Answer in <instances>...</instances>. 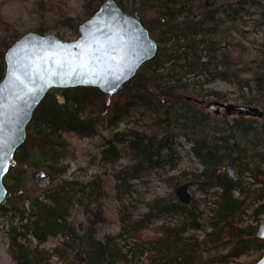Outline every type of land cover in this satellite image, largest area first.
Masks as SVG:
<instances>
[{"label":"trees","instance_id":"obj_1","mask_svg":"<svg viewBox=\"0 0 264 264\" xmlns=\"http://www.w3.org/2000/svg\"><path fill=\"white\" fill-rule=\"evenodd\" d=\"M104 1L83 0L81 18L60 11L56 22L77 31ZM115 1L124 12L139 17L158 44L157 52L115 96L95 88L56 89L49 91L35 109L26 127L25 142L14 153L3 178L10 196L8 208L1 206L0 211L8 209L17 216L16 224L10 221L7 231L12 261L130 264L129 253L137 248L138 256L145 259L140 264H200L201 254L228 247L215 263L230 264L249 252H264V242L255 237L263 208L254 209V225L247 223L243 219L247 210L244 201L234 195L241 192L239 183L222 172L226 165L240 167L246 163L264 179V119L257 125L238 110L236 119L228 121L222 115L214 123L203 112L210 104L226 101L224 94L205 89L220 80L235 88L236 107L258 108L264 115V46L233 43L228 32L234 30L226 27L249 9L260 11L264 20V0ZM4 32L0 39V81L5 72L4 54L19 38L14 28L7 27ZM35 32L44 35L48 28L41 25ZM204 97L215 100L208 102ZM121 123L134 128L113 134L102 151V161L113 169L120 232L98 239L95 226L103 222L102 182L100 178L88 183L61 179L71 155L63 136L91 138L100 127L115 128ZM142 124L146 130L137 129ZM178 137L192 144L191 153L202 167L193 183L205 193L214 191V207L202 219L195 200L189 206L154 201L151 211L167 218L175 216L176 222L164 220L154 235L142 236L151 213L134 219L123 202L132 193V181L149 169L162 167L164 156L174 154ZM122 154L129 156L130 163L118 169ZM18 166L23 169H16ZM28 168L34 170L33 175L27 174ZM43 179H47V187L33 195ZM176 186L178 183L173 184ZM74 207L82 208L88 216L83 232L70 220ZM196 233H202L201 237ZM50 237L59 238L60 243L51 250L41 248ZM119 240L134 244L125 251ZM78 250L85 256L82 263L72 259Z\"/></svg>","mask_w":264,"mask_h":264},{"label":"rangeland","instance_id":"obj_2","mask_svg":"<svg viewBox=\"0 0 264 264\" xmlns=\"http://www.w3.org/2000/svg\"><path fill=\"white\" fill-rule=\"evenodd\" d=\"M83 5V0H0V39L5 35L4 29L7 27L14 28L20 38L26 33L35 32L41 25H45L48 28L47 34L55 35L63 41H74L79 37L78 30L75 31L63 27L58 24L56 20L59 18L60 11L71 18H81L83 16ZM247 12L248 13L244 14L243 17H237L235 23L226 25V27H230L234 30L233 33L228 32V34H231V40L229 41L233 40V43L236 44L243 41L246 44L245 46L250 48L263 47L264 20L259 16L261 12L256 9H249ZM205 89L222 93L227 98L226 101L220 100L219 102L222 104L215 105L214 110L209 107L208 109L203 108V112L208 114L214 123H218L217 120L223 117L222 115H224L225 117L223 118L228 121L238 117L237 109H228L227 111L222 107V105L239 106V102L236 101V90L232 85L220 80H214L207 85ZM203 100L209 102L215 99L204 97ZM257 110L259 112L261 111L258 108ZM248 118L253 119L257 125H261L264 115L261 118L256 116H248ZM130 128H134V126L121 123L115 128L100 127L98 133L91 138H78L70 134L63 136L69 145L71 155L69 159L65 161L67 170L61 179L63 181L88 183L96 178H100L102 182L103 199L101 205L103 222L95 226L96 237L98 239H103L107 235L115 236L120 232L118 215V207L120 204L115 199L113 189L114 181L111 176L113 169L102 161V151L113 134L126 132ZM137 129L143 131L147 128L145 124H142L139 125ZM146 132L148 133L149 131ZM175 142L174 154L164 156L166 163H164L162 167L149 169L141 178L132 181V193L123 202L129 206L130 213L132 214L131 216L134 219H139L151 213L149 217V227L143 231L142 236L154 235L156 227L161 225L164 220L170 223L176 222L175 216H173V218H167L166 216L159 215L156 210H150V205L157 200H163L165 204L175 202L174 189L177 186L173 187L174 183L181 185L188 182L191 184L189 187L191 201L195 200L198 203L197 212L202 219L207 218L210 212L209 209L214 207V202L216 200L213 194L214 191L210 190L205 193L199 185L193 183L194 175L198 174L202 170V167L191 153L192 144L187 142L183 137H178ZM122 155V158L116 165L118 169L130 163L129 156H125V154ZM231 167L236 172V183H239L238 188L241 190L239 194L234 193V195L236 197L241 196L247 208L243 219L247 223L254 225L255 223L252 218L253 211L254 209L257 210V208L260 210L262 207L263 214L259 217L258 221L259 223L263 222L264 179L255 172L253 166L250 164L244 163L240 167ZM16 169L21 170L23 168L22 166H18ZM222 169V172L226 174L225 168ZM239 171H242L241 174H239ZM27 174L33 175L34 170L28 168ZM47 185V179L40 180L32 194L39 195L41 190H44ZM4 206L8 208L7 202ZM16 217L15 213L8 209L6 212L0 211V264H14L8 253L9 240L7 231L10 221L16 224ZM87 219L88 216L84 214L82 208L74 207L72 209L70 220L73 225L78 228L79 232H83L86 229L88 224ZM201 234L202 233H196L199 238ZM59 243V238L50 237L41 248L51 250ZM33 244H35V242H33ZM119 244L123 246V250L127 251L130 250L134 243L130 240H119ZM228 250V247H224L209 253H203L199 258L200 264H216L215 262H217V259L226 254ZM263 253L262 251L249 252L235 259L230 264H253L260 259ZM138 254L139 251L137 248L132 249V252L129 253V257H131L133 261L130 264H140V262L145 261L144 256L140 257ZM51 262L55 263L56 259L53 258Z\"/></svg>","mask_w":264,"mask_h":264},{"label":"water","instance_id":"obj_3","mask_svg":"<svg viewBox=\"0 0 264 264\" xmlns=\"http://www.w3.org/2000/svg\"><path fill=\"white\" fill-rule=\"evenodd\" d=\"M78 33L76 40L63 41L52 34L29 32L4 54L5 72L0 81V207L10 196L3 178L14 153L25 142L26 127L35 109L49 91L85 87L114 96L157 52L158 44L139 17L124 12L115 0H105L79 25ZM214 106L208 107L214 110ZM222 107L251 117L263 116L257 109ZM225 172L237 180L230 165L225 166ZM190 186L187 182L174 189L177 203L190 204ZM255 237L264 242V221ZM72 259L82 263L83 251H76ZM253 264H264V253Z\"/></svg>","mask_w":264,"mask_h":264}]
</instances>
